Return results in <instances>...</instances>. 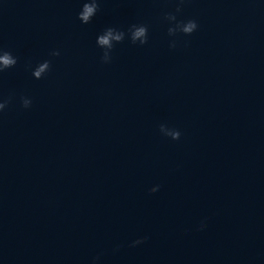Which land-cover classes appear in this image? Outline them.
<instances>
[{
    "label": "water",
    "instance_id": "water-1",
    "mask_svg": "<svg viewBox=\"0 0 264 264\" xmlns=\"http://www.w3.org/2000/svg\"><path fill=\"white\" fill-rule=\"evenodd\" d=\"M95 2L0 0V264H264V0Z\"/></svg>",
    "mask_w": 264,
    "mask_h": 264
},
{
    "label": "clouds",
    "instance_id": "clouds-1",
    "mask_svg": "<svg viewBox=\"0 0 264 264\" xmlns=\"http://www.w3.org/2000/svg\"><path fill=\"white\" fill-rule=\"evenodd\" d=\"M98 5L95 0H92V3L87 4L83 11L80 13V18L85 22H89L97 13ZM197 29V25L195 22H189L187 27L183 29L186 33H193ZM146 34V30L141 27L135 30L134 38H143ZM122 37L118 34H115L113 31L109 30L103 37L100 38L99 43L105 46H111V41L120 40ZM17 61L10 54L0 55V72L5 71L6 69L12 68L16 65ZM43 71V69L41 70ZM40 73H37L39 76ZM138 243H142V241H138Z\"/></svg>",
    "mask_w": 264,
    "mask_h": 264
}]
</instances>
